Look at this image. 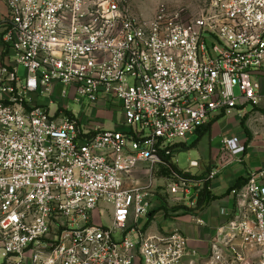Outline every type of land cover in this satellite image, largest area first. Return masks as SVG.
I'll use <instances>...</instances> for the list:
<instances>
[{
    "label": "built area",
    "instance_id": "1",
    "mask_svg": "<svg viewBox=\"0 0 264 264\" xmlns=\"http://www.w3.org/2000/svg\"><path fill=\"white\" fill-rule=\"evenodd\" d=\"M134 5L0 0V264L190 256L180 231L148 229L159 187L173 204H195L198 183L162 155L212 118L264 102L255 78L264 70V0H208L193 17L165 5L140 17ZM65 101H118L123 128L84 124ZM222 146L244 154L238 138ZM143 165L147 182L135 186L129 175ZM234 195L233 214L209 243L213 264L226 260L220 245L233 264H264V167Z\"/></svg>",
    "mask_w": 264,
    "mask_h": 264
},
{
    "label": "crops",
    "instance_id": "2",
    "mask_svg": "<svg viewBox=\"0 0 264 264\" xmlns=\"http://www.w3.org/2000/svg\"><path fill=\"white\" fill-rule=\"evenodd\" d=\"M257 77H264V70L255 78ZM257 81L260 85V93L264 97V80ZM100 103L103 104L101 101ZM247 107L242 106L228 114L216 116L204 127L206 132L198 144L192 147H198L205 139L208 142V155L201 157L200 161L191 160L198 161V168L183 170L179 168L176 160L179 152L173 157V164L178 170L198 177L203 176L209 181L212 194L220 197L212 201L204 210L184 214H179L180 211H170L168 216L162 210L150 221L148 229L151 233L166 234L180 231L189 239L190 256L186 258L185 264H194L198 253H206L208 244L217 238L218 230L234 212V192L246 184L250 172L264 167V102L258 107H252L249 112ZM223 122L225 124L221 127L220 124ZM233 132L235 133L232 137L225 136ZM196 135L199 138L198 133ZM233 138L240 139V146L244 147L242 157L233 156L222 146L223 140ZM182 144L188 147L187 142ZM189 149L188 147L181 152ZM246 157L251 158L248 165L245 161ZM203 184L204 181L199 182L198 187L202 188ZM238 184L242 186L233 189ZM198 221L203 224H198Z\"/></svg>",
    "mask_w": 264,
    "mask_h": 264
},
{
    "label": "rangeland",
    "instance_id": "3",
    "mask_svg": "<svg viewBox=\"0 0 264 264\" xmlns=\"http://www.w3.org/2000/svg\"><path fill=\"white\" fill-rule=\"evenodd\" d=\"M208 0H135V12L140 17L150 18L155 14V11L160 5L167 6L170 10H184L185 15L188 17L198 16L201 11L203 10L206 2ZM20 75L24 76V69L20 68ZM264 80V77H257V80L262 81ZM238 93V91H237ZM65 106L69 105L70 111H72L76 116L81 118V120L84 122V124H88L91 127L100 126L108 130H116V129H122L123 126V114L119 108V102L114 101L111 104L107 105L103 102H98L97 104H74L70 102L65 101ZM252 109V106L247 107V112H249ZM225 122L221 123V127H223ZM233 133L225 134L226 137H232ZM198 137L196 134L190 136L188 138L187 146L190 148L188 151L179 152L176 156L177 164L179 168L183 170H188L189 163L191 160H201V157L208 155V142L203 140L201 144H199L198 147L192 148V145L197 141ZM242 157V155L240 156ZM251 158L245 159L246 164L248 165ZM143 167V168H142ZM138 167L136 170L130 173L129 180L130 183L135 184V186H141L145 185L147 182V177L149 175V168L146 165ZM233 169H231L232 171ZM158 173V171L156 172ZM165 172L161 171L158 173V175H164ZM167 177L168 174L166 173ZM170 178V177H169ZM172 199L170 200L169 195L166 194L165 187H159L156 191V199H155V207L153 211L157 210L164 211L166 214L165 209H157L161 208L163 206L167 207L168 209H171L175 206H184L187 208H190V210H187V213L194 212L197 210H193L196 208V204L187 206V204H173L171 203ZM192 210V211H191ZM186 211L181 210L179 214H184ZM106 224V222H105ZM219 252L222 253L225 256L226 260H220V264H233L234 256L231 252H229L228 248L225 245H220ZM197 254V253H196ZM196 261L194 264H213L215 263V255L212 254L211 245L208 244L206 253H198L196 255ZM257 258L252 257L250 260H248L244 264H255Z\"/></svg>",
    "mask_w": 264,
    "mask_h": 264
},
{
    "label": "trees",
    "instance_id": "4",
    "mask_svg": "<svg viewBox=\"0 0 264 264\" xmlns=\"http://www.w3.org/2000/svg\"><path fill=\"white\" fill-rule=\"evenodd\" d=\"M206 132V130H204V128L198 130V135H199V138L198 140L192 145V147H195L198 142L201 140L203 134ZM185 149H188V147H186L185 145L183 144H179L177 146H175L173 149H172V154L170 156H166L165 154L162 155V158L164 159L165 162L169 163L172 168H174L178 173H180L181 175H183L185 178H188V179H191V180H194L196 181L197 183L201 182V181H204V184H203V187L202 188H199V187H196V193L195 195H193L191 197V201L192 202H195L196 204V208H194L193 210H204L205 208L208 207V205L212 202V201H215L217 199H219L220 197L219 196H216V195H213L212 192L210 191L209 189V181L206 180V178H203V176L201 177H198V176H195V175H192L188 172H182L180 170H178L175 165L173 164V157L175 155V153L177 152H181ZM166 175V172L165 174ZM242 185L241 184H238L236 185L233 189H238L240 188ZM161 210L162 209H165L166 211V216H168L169 212L172 211V212H177V211H181V210H185L186 212H188L187 210H190V208H187V207H184V206H175L171 209H168L167 207L163 206L162 208H160ZM192 211V210H191ZM185 212V213H186ZM157 213V210L155 211H152L150 217H149V222L153 219L154 215Z\"/></svg>",
    "mask_w": 264,
    "mask_h": 264
},
{
    "label": "water",
    "instance_id": "5",
    "mask_svg": "<svg viewBox=\"0 0 264 264\" xmlns=\"http://www.w3.org/2000/svg\"><path fill=\"white\" fill-rule=\"evenodd\" d=\"M194 194H195V189H193V190H192V193H191V195H194Z\"/></svg>",
    "mask_w": 264,
    "mask_h": 264
}]
</instances>
